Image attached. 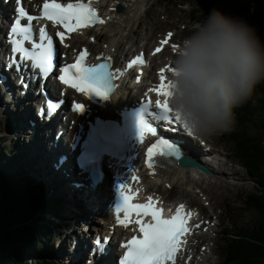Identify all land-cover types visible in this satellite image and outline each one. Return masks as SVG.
Returning <instances> with one entry per match:
<instances>
[{
	"label": "rangeland",
	"instance_id": "1",
	"mask_svg": "<svg viewBox=\"0 0 264 264\" xmlns=\"http://www.w3.org/2000/svg\"><path fill=\"white\" fill-rule=\"evenodd\" d=\"M139 5H142L143 8L137 18L129 27L122 26L123 29L121 33L124 35L127 43H124L127 53H129L128 48L130 47H133V49L135 47L138 49H145L146 52H149L157 44L161 35L167 30L174 31L176 33V38L181 39L195 24V22H193L194 18L201 20L202 17L205 16V13H203L205 8L201 7L200 0H142ZM244 8H246L248 13ZM218 9L227 15L242 17L250 23L249 20L254 10H264V0H220ZM143 12L145 15H141ZM99 30L100 29L96 30L94 35H98L99 46L102 47L104 45L103 42L107 41L108 29ZM261 39L264 40V38ZM176 44L178 45V43ZM167 58V56H164L159 62L162 64ZM249 102L252 103V111L256 112V115L251 118L248 124L249 132L258 133L259 136L264 137V130L262 127V122L264 121V80L257 84L252 95L245 103L248 104ZM12 109L13 106L11 105L9 111L11 112ZM1 117L0 114V118ZM4 117H6L5 114ZM21 123L24 128V122ZM257 124L258 129H256ZM234 125H236L235 122L232 126ZM25 129L26 128H24L23 131H25ZM1 130H4V128L1 127ZM222 134L203 137V140L197 137L192 138L195 144L199 148H202L203 151L207 148L220 154L218 156L222 159L223 165L219 166V171L222 174L204 175V182H202L201 179H197V176L189 172L188 176L178 180L173 179L172 183L159 180L157 184H154L151 178L146 176L145 183L146 189H149L157 195L164 196L170 201H185L192 205V207L197 206L198 215H204V221L214 223L212 228L200 231L197 235V237L203 239L214 236L215 239L211 245V251L208 256H205V264H223L224 254L221 246L227 238L225 233L229 231L231 227L237 229H249L251 227L256 216L249 211V207L244 206L243 202L252 197H256L258 192H260V190L262 191V188L258 187L256 184L257 178L260 179V176L257 178L249 176L240 160L236 157L233 144ZM228 134L231 135V133ZM1 136H4V134H1ZM20 136L21 135H19V137ZM17 138L18 136L16 134L5 136L8 144ZM23 139V144H25L27 141L26 136H24ZM194 153H196V151H194ZM200 153L202 152L200 151ZM197 158L202 163L205 161L204 158H199L198 156ZM195 186L201 189L204 187L208 188L210 190L209 195L214 201L210 200L208 194L203 195L195 192ZM218 195L221 196L219 197ZM78 213L79 210H76L75 215H78ZM45 219L48 220L47 218ZM45 223H47V221L44 220V226H47V228L52 231L50 235L56 236L47 237V239L44 237L39 238V233L36 232L35 246H37V248L43 244V241L49 240L51 244L54 241L58 242L60 248L67 251L73 243L74 234L71 233L73 230H75V234L80 237H85L87 235V228H84V224L81 225L78 223L73 225V223L61 222L57 227H52L51 224L48 225V223ZM43 231L46 230L43 228ZM216 231L219 232L216 233ZM86 237H88V242L90 243V236ZM48 246H50V242L46 245V248ZM192 247H198L201 251L205 250L204 244L200 246V243L196 245L193 244ZM55 249L58 250L57 245H55ZM32 250L33 247L30 248V253H32ZM57 250L56 253H58ZM193 255L194 254L191 256ZM62 258L68 259L70 264H75L73 261L70 262V258ZM47 259L43 260L48 261L49 264H56L50 263V258L49 260ZM57 264H62V261L59 263L57 262Z\"/></svg>",
	"mask_w": 264,
	"mask_h": 264
},
{
	"label": "snow or ice",
	"instance_id": "2",
	"mask_svg": "<svg viewBox=\"0 0 264 264\" xmlns=\"http://www.w3.org/2000/svg\"><path fill=\"white\" fill-rule=\"evenodd\" d=\"M18 4V18L14 21L10 31L13 36L20 35L23 39L13 40L15 47L13 52L22 53L20 59L25 62L30 61L31 66L39 69L43 73H48L53 69V57L54 47L53 40L48 36L45 28L40 29L39 42L33 37L31 21L36 19L29 15L22 7V0H17ZM29 20L28 25H22L21 20L23 18ZM43 17L54 21L55 23L62 25L66 30H75L76 27H87L93 23H104L95 12V9L90 4H85L77 0L76 3L62 4L57 0H51V2H45L43 5ZM64 32H57V36L61 41L64 39ZM172 33L168 34L170 38ZM31 41V49L23 47L24 42ZM168 43V40H162L161 45ZM177 48L178 45H173ZM161 52V48L155 49L154 55ZM87 50L82 51L77 60L66 65L61 69L62 75L59 79L69 85L77 92L92 97L93 95L108 99L109 92L112 91L117 85L113 83L117 79V73L122 70H116V72L110 71L108 63H99L91 67H87L84 64ZM143 56L136 57L128 65L129 68L136 64H143ZM171 66H166L160 70L159 79L161 83L158 85L155 91L158 96H164L169 98L171 96L170 81L166 80L164 73L170 71ZM84 105L77 103L75 108L77 111L82 110ZM149 105L141 106L139 126L140 131L147 130L148 132L155 134L156 129L149 123V119L158 120L162 122L171 123L174 121L179 122V115H174L171 107L168 104V99L163 102L159 99L155 101V107L158 109L155 113L148 112ZM148 116L149 119L145 117ZM163 146L167 149V154L177 156L180 151L179 147L169 140L161 138L156 143L152 144L147 149V157L151 158L154 154V149ZM158 155H164L165 152L161 149ZM149 163V167H151ZM126 185L121 184L119 186L120 203L116 206V212L123 213L124 219L119 222L127 226L125 221L131 223V217L135 215V224L139 226V231L142 233V238L134 236L129 240L124 247L127 248L123 259L120 264H176L177 252L181 250L180 246L184 241L181 237L190 233L192 228L188 224V218L191 216L190 212L183 211L184 205H179L176 209L175 215L170 218H164L162 215V209L156 207L152 203V197L148 198L147 203H133V195L126 194L120 191ZM151 217V221H147L144 218ZM119 219V216H118ZM199 228L200 225H195ZM97 243H102L98 238Z\"/></svg>",
	"mask_w": 264,
	"mask_h": 264
},
{
	"label": "clouds",
	"instance_id": "3",
	"mask_svg": "<svg viewBox=\"0 0 264 264\" xmlns=\"http://www.w3.org/2000/svg\"><path fill=\"white\" fill-rule=\"evenodd\" d=\"M171 65L173 114L191 135H219L264 80V40L246 19L212 8L182 36Z\"/></svg>",
	"mask_w": 264,
	"mask_h": 264
},
{
	"label": "trees",
	"instance_id": "4",
	"mask_svg": "<svg viewBox=\"0 0 264 264\" xmlns=\"http://www.w3.org/2000/svg\"><path fill=\"white\" fill-rule=\"evenodd\" d=\"M244 10L248 13L246 8ZM249 21L259 36L264 38V10H254ZM251 104H242L235 110L236 125L222 135L233 144L236 157L247 173L253 178L260 176L257 184L262 191L245 201V206L256 216L251 227L235 228L225 233L227 238L221 247L223 264H264V137L249 132L248 124L256 115ZM262 123L264 130V121ZM1 149L0 142V264H48L43 260L49 253L48 249H42L40 254L39 248L29 259L30 248L34 249L36 245V232L45 235L49 230L44 226V220L47 221L44 217H62L63 206L53 199L43 203L44 196L39 187L32 188L34 184L30 180L27 182L24 177L17 176V166L23 175L25 169L17 165L18 157L14 151L9 150L12 158L9 159ZM10 173L18 179L10 176ZM38 213L42 215L40 218L35 217ZM47 223L51 224L52 220L48 219Z\"/></svg>",
	"mask_w": 264,
	"mask_h": 264
},
{
	"label": "bare ground",
	"instance_id": "5",
	"mask_svg": "<svg viewBox=\"0 0 264 264\" xmlns=\"http://www.w3.org/2000/svg\"><path fill=\"white\" fill-rule=\"evenodd\" d=\"M99 4H100V7L104 10V12H107L108 16L111 17L109 22L105 26V28L108 29V37H107V41L105 42L106 45L103 47V49H101L100 53L103 56L112 57V58L116 59V61H118L119 57H122L126 54L125 45H124V43H126V40H125L124 35L121 33V30L123 29L122 26L124 25L126 27H129L130 24L137 18V16L139 15V11H140V5L136 1H133V0H107V1L102 0V1H99ZM119 5L123 6L122 12H118L117 10H114V8L118 7ZM106 7L109 9L106 10ZM6 9H7V7L4 5V7L0 8V13L5 11ZM1 20H2V18L0 19V21ZM75 36H76L77 44H80L82 39H84L87 36V33L82 31V32L77 33ZM99 48H101V47L99 46ZM162 57H164V55H162V54L154 55L153 52L150 54V59L152 62L156 61L159 63V61L162 59ZM169 64L170 63L164 64V65H169ZM0 74H2L1 71H0ZM33 86L35 87L34 83L30 84V86L28 88L32 89ZM5 89H8L11 92L10 96L7 94ZM22 96H25V99H23ZM32 99H33V101L36 102L37 105H40L42 102V99L39 96L34 95L33 98L28 97L27 94H25L22 91L20 83L15 82L14 84H11V82L8 80L5 82L4 85L0 84V112L4 113L7 116V118L11 119L9 112L6 109H10V107L12 105L13 106V109H12L13 113H15V115H16L14 122H13L14 124H15V121L18 120V118L20 119L22 117L26 121V119L29 120L35 116L36 109L32 106ZM23 100L26 101L25 107H24V105L21 106L23 104ZM126 104H127L126 102H118V106H123ZM115 109H116V106L113 105V106L108 107L107 111L110 113H113L115 111ZM37 119H39L38 115H37ZM57 125H58L57 120H55L54 122H52L50 124L49 129L54 127V126H57ZM24 128H27V129H25L24 132H23V129H21V132L19 133L21 135L20 136L21 140H23L22 142H24V139H23L24 136H26V138H27L25 146L23 147L25 150L24 155L27 157V159H25L23 161V163L25 164V166L27 168L34 171L30 174V176L34 177L36 175V173H38L39 175L42 176V179L40 181L41 186L43 188L42 190H45V187H48L49 193L51 195L61 196V197L66 198V203H68L70 206H76L77 203H79L78 201H79L80 197H82L81 199L84 200L85 203L83 206H81L79 203L80 208L78 210L82 211L81 212L82 218L84 219L85 222L91 220L87 216L88 214H93V215L100 214V215L108 218L106 212L104 211V210H106L105 207L102 208L101 202H99L96 198L97 194L93 193L92 195H88V196L82 195V191L75 189L70 185V182H71L70 180H66L67 181L66 182L64 179L60 178L57 174H55L54 173L55 171L53 169H51V165H52V162L56 156V153L53 150L52 154H49L50 147L48 145H46V143L50 141L49 140L50 133L48 132V130L44 129L43 138H41V137H37L38 132H36L34 134L31 133V132L37 131V129L39 128L38 125L33 127L32 125L27 126L24 123ZM52 137H56V136L54 135ZM62 148H63V146H62ZM180 149L186 158L190 157L189 158L190 160H195V166L190 167L186 163H184V161H182V164L180 166L177 164L174 165V164H170V163H167V164L165 163L163 166L156 167V168H153V169L148 171L149 176L152 178L154 183L157 182L158 180H162V181L166 180L168 183H172L173 179L178 180L180 178L186 177V176H188L189 172L191 173V171H193V170L198 171L200 169V166L204 165L202 162H200L198 160V158H196V154L194 155V152L189 151L185 145H181ZM1 150L4 152L3 149H1ZM215 154L217 155L218 153H215ZM43 155H44V157H43ZM30 161L34 165L36 164L38 167L32 169L30 167ZM65 167H66V165H65ZM192 173H195V172H192ZM197 173L199 175L201 174L199 172H197ZM213 173L216 175H219L215 172H213ZM25 176H26V174H25ZM26 178H27V176H26ZM75 179H76V176L73 175V180H75ZM200 179L202 182H204L203 176H201ZM107 181L108 180L106 179V181L104 182V185L101 186L102 191L107 190L106 189L107 188ZM27 182H29L28 178H27ZM65 183L72 190V192L69 191V189L65 188V185H64ZM143 187H144V183H143ZM32 188H36V186L34 185ZM197 188H199V187H197ZM202 193L209 195L210 190L208 188L204 187V188H202ZM151 195L152 194L150 192L146 193L147 197H149ZM209 197H210L211 201H214L210 195H209ZM167 207L170 208V205ZM47 219H50V218L48 217ZM91 221H92V224L95 225L94 220H91ZM79 222H81V221L76 222V224H78ZM45 224H47V223H45ZM211 226H214V225L212 223H209V224L205 223V229L206 228L208 229ZM94 229H95V226H93L92 230H94ZM196 239H198V237ZM214 240H215L214 236H212L211 238H206V239L199 238V243L204 244L205 250H203L202 252H199L200 256L193 257L192 259H188L189 255H190V254H188L187 257L185 258V259H188V261L187 262L185 261V263H187V264L188 263L189 264H205V262H204L205 256H208L209 252L211 251V245L213 244ZM76 247L78 248L79 245L77 244ZM49 249H50V251L52 250V248H49ZM87 249H88V251L90 250L89 246H87ZM57 251H58L57 254L50 255V256L47 255L44 257V259L48 258L47 260H49V258H50L51 259L50 263H56L57 264V262L59 263L60 261L63 260L62 257L68 256V252H69L68 250L65 251L63 248H60ZM75 253H77V251H75ZM115 258H116V255L113 257V260ZM52 259H54V260H52ZM106 262H107V264H111L110 259H107ZM93 263H94V257H91L88 264H93Z\"/></svg>",
	"mask_w": 264,
	"mask_h": 264
},
{
	"label": "water",
	"instance_id": "6",
	"mask_svg": "<svg viewBox=\"0 0 264 264\" xmlns=\"http://www.w3.org/2000/svg\"><path fill=\"white\" fill-rule=\"evenodd\" d=\"M205 1L211 6V8H218L219 0H205ZM119 10L121 11L122 7H120ZM184 162L189 163L187 160H184ZM200 169H202L204 172H208V170L203 166H200Z\"/></svg>",
	"mask_w": 264,
	"mask_h": 264
}]
</instances>
